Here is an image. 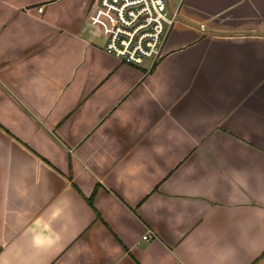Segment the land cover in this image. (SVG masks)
<instances>
[{
	"label": "crops",
	"instance_id": "crops-1",
	"mask_svg": "<svg viewBox=\"0 0 264 264\" xmlns=\"http://www.w3.org/2000/svg\"><path fill=\"white\" fill-rule=\"evenodd\" d=\"M99 5L0 0V264H264V0H177L150 71Z\"/></svg>",
	"mask_w": 264,
	"mask_h": 264
},
{
	"label": "built area",
	"instance_id": "built-area-1",
	"mask_svg": "<svg viewBox=\"0 0 264 264\" xmlns=\"http://www.w3.org/2000/svg\"><path fill=\"white\" fill-rule=\"evenodd\" d=\"M100 12L110 27L104 51L130 66L152 70L164 57L165 41L180 21L170 0H100ZM202 31L205 27L201 26ZM155 239L148 232L143 241Z\"/></svg>",
	"mask_w": 264,
	"mask_h": 264
},
{
	"label": "rangeland",
	"instance_id": "rangeland-1",
	"mask_svg": "<svg viewBox=\"0 0 264 264\" xmlns=\"http://www.w3.org/2000/svg\"><path fill=\"white\" fill-rule=\"evenodd\" d=\"M170 4H171V7L174 9L177 4V0H170Z\"/></svg>",
	"mask_w": 264,
	"mask_h": 264
},
{
	"label": "trees",
	"instance_id": "trees-1",
	"mask_svg": "<svg viewBox=\"0 0 264 264\" xmlns=\"http://www.w3.org/2000/svg\"><path fill=\"white\" fill-rule=\"evenodd\" d=\"M153 69H154V68H153ZM93 196H94V195H93ZM92 199H93V197H92V198H90V200H92ZM90 200H89V202H91ZM91 204H92V203H91Z\"/></svg>",
	"mask_w": 264,
	"mask_h": 264
}]
</instances>
